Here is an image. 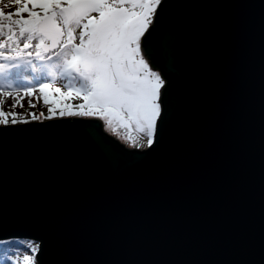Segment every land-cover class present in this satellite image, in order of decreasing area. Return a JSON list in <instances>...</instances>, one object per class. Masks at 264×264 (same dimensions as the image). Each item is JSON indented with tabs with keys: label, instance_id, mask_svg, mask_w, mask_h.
I'll return each mask as SVG.
<instances>
[{
	"label": "water",
	"instance_id": "obj_1",
	"mask_svg": "<svg viewBox=\"0 0 264 264\" xmlns=\"http://www.w3.org/2000/svg\"><path fill=\"white\" fill-rule=\"evenodd\" d=\"M166 3L189 6L186 40L165 14L148 59L172 111L151 151L97 119L0 136V235L42 237L45 264L53 244L65 264H264V0Z\"/></svg>",
	"mask_w": 264,
	"mask_h": 264
},
{
	"label": "snow or ice",
	"instance_id": "obj_2",
	"mask_svg": "<svg viewBox=\"0 0 264 264\" xmlns=\"http://www.w3.org/2000/svg\"><path fill=\"white\" fill-rule=\"evenodd\" d=\"M188 7L166 0H0V136L30 120L97 117L134 147L151 151L172 107L170 86L148 57L165 14L172 17L174 44L183 46ZM28 70L36 73L31 83H15ZM58 78L66 84L58 85ZM7 96L15 98L11 109L22 107L25 96L30 106L42 98L47 117L5 110ZM5 224L0 218V231ZM47 250L34 234L0 235V264H45ZM50 264H65L55 244Z\"/></svg>",
	"mask_w": 264,
	"mask_h": 264
},
{
	"label": "rangeland",
	"instance_id": "obj_3",
	"mask_svg": "<svg viewBox=\"0 0 264 264\" xmlns=\"http://www.w3.org/2000/svg\"><path fill=\"white\" fill-rule=\"evenodd\" d=\"M6 10H11V9H6ZM4 61L3 60H0V63H3ZM8 71H11V69H5V72H8ZM157 71V70H156ZM36 75V73H33L31 70H28V71H22L21 72V78L20 80L16 81L15 83H23V84H28V83H31V80H32V77ZM3 77V73H0V78ZM11 82V81H9ZM57 83L58 85H65L66 84V81L63 80V79H57ZM23 95V94H22ZM4 103L6 106H10L14 103V97L12 96H7V97H4ZM31 99L35 100L36 97L33 96L31 97ZM28 100H29V97L25 96L24 99H23V102L26 104L28 103ZM77 100H79V98H77ZM38 102V101H37ZM80 102V100H79ZM23 103V104H24ZM37 109V108H36ZM36 109H32V108H28L26 107V109L22 108L20 109L19 111L17 112H20V113H26L27 115H31L33 112H35L36 114L38 113V111ZM5 110H11V109H8L5 107ZM37 111V112H36ZM38 115V114H37ZM65 119V118H79V119H97L99 120L101 123H102V127H103V131L108 134L109 136H112L113 138H115L120 144H123L124 147L128 148V149H137V150H144L146 149V147L144 148H136L134 147L130 141H126L124 139L121 138L120 135H118L117 133H114L112 132L107 126H106V123L103 119L101 118H97V117H80V116H65V117H62L60 119ZM55 120V119H51V118H45L43 120H30L28 123H36V122H41V123H44V122H47L49 120ZM57 120V119H56ZM21 125V124H19ZM121 132H123V129H121ZM135 135V134H134Z\"/></svg>",
	"mask_w": 264,
	"mask_h": 264
},
{
	"label": "trees",
	"instance_id": "obj_4",
	"mask_svg": "<svg viewBox=\"0 0 264 264\" xmlns=\"http://www.w3.org/2000/svg\"><path fill=\"white\" fill-rule=\"evenodd\" d=\"M154 69V68H153ZM155 70H157V69H155ZM158 71V70H157ZM71 102H73V103H80L79 102V100H77V98H73V100L71 101ZM24 102L22 101V104H23ZM3 107H4V109H5V107L6 108H8V109H11L10 108V106H6L5 104H3L2 105ZM26 107H28V108H32L33 110L34 109H36L37 111H38V113L37 114H39L40 112H44V114H45V117H47V105H45L44 103H43V100H42V98L38 101V102H36L35 103V105L34 106H30L28 103H24L23 104V106L21 107V106H19V105H17L16 106V108L15 109H11V110H15V111H19L20 109H22V108H24V109H26ZM36 111V112H37ZM60 118H62V117H52L51 119H60ZM64 119V118H63ZM47 120H49V119H47ZM49 121H51V120H49ZM147 148V147H146Z\"/></svg>",
	"mask_w": 264,
	"mask_h": 264
}]
</instances>
